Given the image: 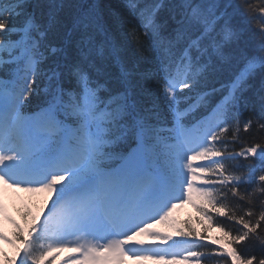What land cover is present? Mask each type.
Listing matches in <instances>:
<instances>
[{"label": "snow or ice", "instance_id": "snow-or-ice-1", "mask_svg": "<svg viewBox=\"0 0 264 264\" xmlns=\"http://www.w3.org/2000/svg\"><path fill=\"white\" fill-rule=\"evenodd\" d=\"M0 185L5 264H264V0H0Z\"/></svg>", "mask_w": 264, "mask_h": 264}, {"label": "trees", "instance_id": "trees-1", "mask_svg": "<svg viewBox=\"0 0 264 264\" xmlns=\"http://www.w3.org/2000/svg\"><path fill=\"white\" fill-rule=\"evenodd\" d=\"M129 54L131 55V49H129ZM219 86V85H217ZM42 199L35 195L24 194L20 201L11 202V200L7 201V211L6 214L8 215L9 219H11L15 224L20 225L21 227L25 226V221L23 219V215L26 212H30L33 216L36 215L40 209ZM193 203H198L197 200L193 201ZM30 219V218H29ZM217 219H220L217 217ZM171 223V227L168 225H159L156 228V231L160 232L161 234H173L174 239H179L173 233V229H185V225L191 227L198 233L200 236H207V241H198V243L207 244L209 247H219V245H212L210 242L217 239L223 238V233L218 231L216 228L208 226L207 222L199 215L196 209L191 206L186 207V214L183 216L177 215L174 218H169ZM14 233L10 234V239L13 240ZM15 243V242H14ZM17 245V244H15ZM19 247L16 246V250ZM16 250H13L11 254L7 251H0V264H5V257L7 259H12L15 256ZM67 258V254L61 257H57L52 259L51 257H47L45 260V264H47L48 260H51V264H63V261ZM153 264V263H151Z\"/></svg>", "mask_w": 264, "mask_h": 264}, {"label": "rangeland", "instance_id": "rangeland-1", "mask_svg": "<svg viewBox=\"0 0 264 264\" xmlns=\"http://www.w3.org/2000/svg\"><path fill=\"white\" fill-rule=\"evenodd\" d=\"M18 190H13V189H9V188H5L3 185H0V202L5 199H14V197L16 196ZM20 192V191H19ZM41 194L42 197L46 198L44 194L42 193H38ZM1 208V207H0ZM183 209V206L180 205L178 207H176L173 212H179ZM12 229L11 227V223H9L8 219L3 217L2 222L0 223V233H3L8 239H9V234H10V230ZM137 239H141V240H146V237H138ZM13 248V246L11 244L8 243H4L3 241H0V250H6V251H11ZM15 249V247H14ZM65 251L60 252L57 255H62L64 254ZM73 254H71V256L69 257V259L72 257ZM145 263V261H137L134 259H128L125 258L124 264H143Z\"/></svg>", "mask_w": 264, "mask_h": 264}]
</instances>
